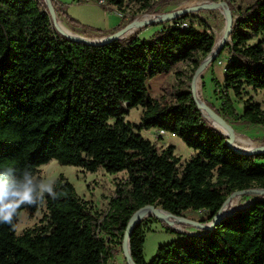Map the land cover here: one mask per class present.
<instances>
[{
	"label": "trees",
	"instance_id": "trees-1",
	"mask_svg": "<svg viewBox=\"0 0 264 264\" xmlns=\"http://www.w3.org/2000/svg\"><path fill=\"white\" fill-rule=\"evenodd\" d=\"M99 1L106 10L124 13L138 4L151 13L169 0ZM226 2L233 15L232 2ZM51 4L73 32L106 33L71 18L55 0ZM237 14L212 62L227 52L223 81L211 78L219 107L205 102L230 124L264 127V110L251 95L241 114L234 105L247 89L264 91V0ZM187 17L173 18L148 38L133 34L97 45L59 32L45 0H0V197L30 188L33 198L16 208L11 224L0 222V264H109L141 208L184 218L202 211L205 219L196 222L207 224L234 192L264 189V150L243 154L228 146L203 117L191 89H178L168 106L149 97L150 79L187 61L193 63L192 78L216 48L215 35ZM137 107L144 108L140 122L127 121ZM150 129L179 137L194 154L182 163L173 145L159 151L141 133ZM52 160L90 173L125 172L127 178L116 184L108 209L98 212L63 175L50 192H40L39 167ZM42 203L46 224L17 236L19 214L35 213ZM148 221L179 236L161 244L150 261L144 256ZM148 221L129 238L134 264H264V198L192 234L155 217Z\"/></svg>",
	"mask_w": 264,
	"mask_h": 264
},
{
	"label": "rangeland",
	"instance_id": "rangeland-1",
	"mask_svg": "<svg viewBox=\"0 0 264 264\" xmlns=\"http://www.w3.org/2000/svg\"><path fill=\"white\" fill-rule=\"evenodd\" d=\"M55 1L71 18L78 20L83 25L105 31L106 33L103 36H108L113 31H116L117 28L125 27L131 24L133 21L142 19H157L171 12L183 9H189V11L185 13L188 15V19L185 21L199 30H206L207 32L214 34L216 44L220 42L226 26L224 8L211 5L212 2L221 3L226 2V0H169L159 3L151 13L141 10L138 4H129L125 8V12L121 13L117 12L115 9H104L97 3V0H90L89 2H77L75 0ZM230 1L234 7L232 16L237 17V11L239 8L249 6L255 0ZM199 6L202 7L195 9ZM57 18L58 25L60 24L59 27L62 24L71 30L70 28L72 27L66 21L64 16L57 15ZM171 23V20H164L161 22H152L139 26H131L127 30L125 38L133 34H138L141 38H148L156 30L161 29L163 26L169 25ZM76 33L91 38L103 37L98 36L94 31L85 32L83 29H76ZM260 38H264V35H262ZM227 58V52L224 51L218 61L205 67L200 76L198 88L196 87V80L198 78L196 79L197 76L194 77L195 73L191 78V75L193 74V63L187 61L178 64L171 72L167 74H160L147 82L150 99L158 102L160 106H168L174 103L175 94L178 89L186 88L193 91L195 87L202 102L208 101L218 108L219 101L213 95L214 87L211 78L214 76L220 81H223L224 68ZM247 90V94H245L242 98H234V105L237 111L240 114L243 112L244 100L248 95H251L254 101L259 102L262 109L264 110V91H252L250 89ZM143 112L144 108L142 107L134 108L129 111V114L126 116V120L138 124ZM211 117L214 116L211 115ZM209 123L211 124V122ZM231 125L234 131V142L236 145L239 144L238 146L247 149L264 146V127L250 124L237 125L231 123ZM211 126H214L220 130L214 124H211ZM220 131L223 132L222 130ZM141 133L145 138L153 142L159 151L167 148L169 145H173L174 154L181 158L182 163H184L191 157V155L194 154V151L188 148L184 142L175 135L161 133L156 129L143 130ZM60 175H63L70 183H72L78 196L84 201H87L89 206L98 212H105L108 209L109 200L115 193L116 184L120 181L126 180L127 178V174L125 172L109 174L103 169H99L96 173H90L78 167L61 166L55 160H52L48 164L39 167V176L42 178L40 192H47V189H51L55 180ZM238 195L239 196L236 195L237 197L227 204L229 205V213L230 209L232 208L233 201H235L236 205L234 210H237L245 208L256 199L262 198V195L255 193H242ZM46 215L47 211L44 203L40 205L39 210L35 213L29 211L28 209L23 210L19 214L15 226L16 235L20 236L26 230L46 224ZM186 217L191 220L201 221L205 219V214L202 211L189 212L187 213ZM150 218L151 217H147L143 220L148 221ZM174 224L179 226L181 229H185V231L188 233H196L200 230L198 227L192 226L190 224H180L176 222ZM147 227L148 231L146 232L144 244V256L146 261H150L156 254L157 249L161 244L168 243L179 236L176 233L165 232L161 223H152V221H148ZM109 264H128L123 250L119 252Z\"/></svg>",
	"mask_w": 264,
	"mask_h": 264
},
{
	"label": "water",
	"instance_id": "water-1",
	"mask_svg": "<svg viewBox=\"0 0 264 264\" xmlns=\"http://www.w3.org/2000/svg\"><path fill=\"white\" fill-rule=\"evenodd\" d=\"M45 2L48 5V8H49L52 20L55 24V27L58 29L59 32H61L62 34H64L65 36H67L68 38H70L73 41H78V42H83V43H88V44H97V45L102 44V43H106V42H111L113 40L125 38V34H126L127 30L131 26H139V25H142L145 23H152V22L155 23V22H161L164 20H172L173 18H176L180 15H183V14L187 13V11H189V9L177 10V11L171 12L167 15L161 16L160 18H157V19L156 18L155 19H147V20L142 19V20L133 21L131 24L121 28L120 30L114 32L111 35L103 36L100 38H91V37H87L84 35H80L76 32L69 34V33H66L65 31H63L58 25L57 14L52 7L51 0H45ZM211 5H215L217 7H223L224 8V14H225V18H226V26H225V30L223 32V35L221 37L220 42L218 44H216V42H215L216 48L203 60V62L200 64V66L195 71L194 77L197 76L202 70H204L207 65L211 64L214 61L217 53L219 52V50L222 48L223 44L225 43V41L229 37L231 25H232V22L234 20L226 2H221V3L212 2ZM200 7H202V6H199L195 9H198ZM192 92H193L194 100L196 101L199 110L202 112L203 117L209 121V119L205 116V113H204V110H207V112H209L211 115H213L216 118V120L220 124H222V126L224 128H226L228 131H230L231 134L228 137L223 132H221L220 130L216 129L213 126L214 129H216L221 134H223L224 136L227 137L226 143L228 144V146H230L235 151H238V152L243 153V154H254V153H257L259 151L264 150V146L254 147L251 150H241V149L236 148L233 145V141H234L235 136H234V131H233L232 125L220 113H218L214 108L210 107L205 102H201L198 99L194 90ZM242 193H248V194L255 193V194L262 195V198H259L256 200H260V199L264 198V189H253V190H246V191H241V192H239V191L234 192L232 195H230L228 197V199L226 200V202L224 204V207L207 224L196 222V221L190 220L188 218H184V217H173L170 213H168L162 209L156 208L155 206H146L144 208H141L131 217V219H130L127 227H126V231H125V235H124L122 250L124 252V255L127 259L128 264H134V262L131 258L129 238H130V235H131L133 229L143 221V219L139 217V214L141 212L148 211V217H151V218L155 217L159 220H163L181 233L192 234V233L186 232L185 229L179 228V226L175 225L174 223L176 222V223H180V224H190L192 226L198 227L200 230H210V229H212V227L215 226V224H217L223 218L228 217L229 215L233 214L234 212H236L238 210H241V209H237V210L231 211L230 213L223 214V210H224L225 206L228 204V202L230 200H232L236 195L242 194ZM256 200L251 202L245 208L250 207ZM127 247H128V252H127Z\"/></svg>",
	"mask_w": 264,
	"mask_h": 264
},
{
	"label": "clouds",
	"instance_id": "clouds-1",
	"mask_svg": "<svg viewBox=\"0 0 264 264\" xmlns=\"http://www.w3.org/2000/svg\"><path fill=\"white\" fill-rule=\"evenodd\" d=\"M47 190L51 191V189ZM24 202L29 204L33 202L32 190L30 188L5 193L3 197H0V222L11 224L16 208Z\"/></svg>",
	"mask_w": 264,
	"mask_h": 264
},
{
	"label": "bare ground",
	"instance_id": "bare-ground-1",
	"mask_svg": "<svg viewBox=\"0 0 264 264\" xmlns=\"http://www.w3.org/2000/svg\"><path fill=\"white\" fill-rule=\"evenodd\" d=\"M142 19V18H141ZM60 25V24H59ZM61 28H62V30L63 31H65L66 33H69V34H71V33H74V32H72L71 30H69L68 28H66L64 25H62L61 24V26H60ZM129 29V28H128ZM133 29H135V28H133ZM220 37V36H219ZM217 39H219V38H217ZM202 72H203V70L197 75V77H196V87L198 88L199 87V81H200V76H201V74H202ZM195 86V85H194ZM194 91H195V93H196V95H197V97H198V99L201 101V99H200V97H199V95H198V92H197V89L194 87ZM202 102V101H201ZM204 113H205V116L209 119V121L211 122V124H214L215 126H217L220 130H222L223 131V133L226 135V136H230V131H228L226 128H224L223 126H222V124H220L217 120H216V118L215 117H211V115L207 112V110H204ZM217 129V128H216ZM235 136V135H234ZM241 139H243V138H241ZM234 140H235V138H234ZM233 145L236 147V148H238V149H241V150H251V149H253V148H251V149H247V148H244V147H240V146H238V145H236V143L233 141ZM242 146V145H241ZM253 146V145H252ZM237 196H239V195H237ZM237 196H235V197H237ZM234 197V198H235ZM233 198V199H234ZM232 199V200H233ZM232 200H230V201H232ZM229 201V202H230ZM228 202V203H229ZM236 208V205H235V201H233L232 202V208L230 209V212L232 211V210H234ZM229 205H227V206H225V208H224V210H223V214H227V213H229ZM139 217L140 218H142V219H145V218H147L148 217V211H143V212H141L140 214H139ZM127 252H128V247H127Z\"/></svg>",
	"mask_w": 264,
	"mask_h": 264
},
{
	"label": "built area",
	"instance_id": "built-area-1",
	"mask_svg": "<svg viewBox=\"0 0 264 264\" xmlns=\"http://www.w3.org/2000/svg\"><path fill=\"white\" fill-rule=\"evenodd\" d=\"M99 2H100V4H103V3H104V2H103V0H100ZM159 132H161V133H165V132H164V131H162V130H161V131H159ZM191 233H192V232H191ZM193 233H194V232H193Z\"/></svg>",
	"mask_w": 264,
	"mask_h": 264
}]
</instances>
